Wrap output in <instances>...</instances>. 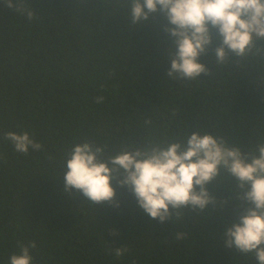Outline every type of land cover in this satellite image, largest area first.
<instances>
[{"label":"trees","instance_id":"trees-1","mask_svg":"<svg viewBox=\"0 0 264 264\" xmlns=\"http://www.w3.org/2000/svg\"><path fill=\"white\" fill-rule=\"evenodd\" d=\"M33 8L31 21L0 8V264L30 242L32 264H258L225 245L249 206L230 174L207 186L215 206L164 223L127 186L114 184L115 201L94 205L65 193L63 176L68 150L85 141L114 153L199 131L254 149L264 142V41L217 64V37L199 57L210 74L177 81L167 76L175 45L161 15L132 28L110 0ZM8 131H28L41 150L15 151ZM114 247L128 251L116 257Z\"/></svg>","mask_w":264,"mask_h":264},{"label":"clouds","instance_id":"clouds-1","mask_svg":"<svg viewBox=\"0 0 264 264\" xmlns=\"http://www.w3.org/2000/svg\"><path fill=\"white\" fill-rule=\"evenodd\" d=\"M124 8L129 26L146 24L161 15L167 23L163 30L175 47L168 49L170 68L167 76L177 81L197 80L209 69L199 57L220 43L214 51L217 64L227 62L229 55L247 57L264 41V0H110ZM0 8L11 9L27 20L36 13L33 0H0ZM103 97H97L102 102ZM5 139L14 150L28 154L42 145L28 132L8 131ZM234 177L237 199L248 207L238 221L224 233L225 245L243 254H253L264 264V142L244 151L230 145L223 137L193 131L183 140H149L135 146L125 145L109 152L107 145L91 141L74 144L65 162L63 190L78 192L92 204L115 201L114 184L127 186L138 205L160 223L180 220L184 210L204 212L216 198L208 185ZM184 233H177L181 239ZM35 242L21 245L10 256L9 264H32L30 249ZM126 247H114L113 254L122 257Z\"/></svg>","mask_w":264,"mask_h":264}]
</instances>
